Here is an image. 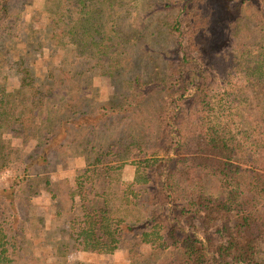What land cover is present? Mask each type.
<instances>
[{
    "label": "trees",
    "instance_id": "trees-1",
    "mask_svg": "<svg viewBox=\"0 0 264 264\" xmlns=\"http://www.w3.org/2000/svg\"><path fill=\"white\" fill-rule=\"evenodd\" d=\"M22 5L0 0V264H42L24 237L43 230L44 194L78 198L68 227L48 224L55 264H93L75 239L105 264H264V0H48L29 43L12 22ZM249 45L258 54L240 64ZM35 48L44 79L24 57ZM94 70L112 98L85 90ZM73 156L75 190L51 178Z\"/></svg>",
    "mask_w": 264,
    "mask_h": 264
},
{
    "label": "rangeland",
    "instance_id": "rangeland-1",
    "mask_svg": "<svg viewBox=\"0 0 264 264\" xmlns=\"http://www.w3.org/2000/svg\"><path fill=\"white\" fill-rule=\"evenodd\" d=\"M216 3V0H212ZM23 9H22V17L18 19L14 18L12 22H14L15 31L20 34V37L16 38L19 40H25L28 43L30 42L31 32L30 28H40L45 24V17L48 11V0H23ZM19 4L15 3L13 8L14 12L20 10ZM34 18L33 22L31 18ZM11 22V23H12ZM39 33H36L38 36ZM27 38V39H26ZM2 37L0 38V42ZM264 41V40H263ZM1 46V43H0ZM13 46L14 49L19 50H27L30 48V45L26 47ZM14 51V50H13ZM37 51V48L33 49V51H23L24 57L26 61L36 59L37 65L35 66V70L40 79H44V67L48 65V55L40 56ZM44 53H47L45 51ZM13 54V53H12ZM11 54V56H12ZM258 54L257 46H241L236 51L237 61L240 64H249L252 63ZM10 55V53H9ZM4 65V69L2 70V74L8 75V83L13 87L18 86V79L16 74L13 71L7 70V64L4 61L2 63ZM85 90L89 92L92 96L93 101H105L108 98H112L115 92V84L114 81L111 82L109 76L101 75L99 70H94L92 73V77L90 82L86 83ZM90 96V97H91ZM12 107V106H11ZM50 114V107L47 106L43 109L41 117L46 119ZM37 134V128L32 126L29 132V141L27 144V150H31L35 147L36 140L35 135ZM83 169V164L76 157H69L66 159H62L61 164L58 166L57 172L53 173L51 178L52 180L57 179L58 177H62L65 182L68 183L71 190L76 189V185L81 178ZM11 172L9 170H5L0 172V181L6 179ZM133 174V167L131 164H126L122 170V183L121 186L123 189H127L131 182V176ZM78 204V198L76 196H72L70 201L64 200H52L48 195L44 194L40 197H37L33 200V209L32 211L35 214L40 215L44 219L43 230L37 232L36 234L28 233L25 235V243L28 244L29 251L33 253L37 259L42 264H55L60 261L58 257H56V252L54 249V240L59 239V235L56 234L52 230H48V224L51 223L54 225H62L64 227H68L71 221V209L72 206ZM52 226V227H53ZM193 227H190L193 232H196L198 229L196 224H192ZM198 235H201L200 232H196ZM75 249L73 250V255L80 261L89 262L93 264H105L108 259H104L95 254L82 251V247L80 245V241L74 240ZM209 256V254H208ZM258 258L264 261V239L259 242L258 246Z\"/></svg>",
    "mask_w": 264,
    "mask_h": 264
},
{
    "label": "crops",
    "instance_id": "crops-1",
    "mask_svg": "<svg viewBox=\"0 0 264 264\" xmlns=\"http://www.w3.org/2000/svg\"><path fill=\"white\" fill-rule=\"evenodd\" d=\"M130 179H132V176H131V178Z\"/></svg>",
    "mask_w": 264,
    "mask_h": 264
}]
</instances>
